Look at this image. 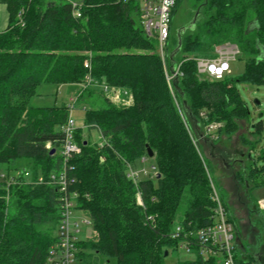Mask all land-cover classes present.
Segmentation results:
<instances>
[{
  "label": "trees",
  "instance_id": "obj_1",
  "mask_svg": "<svg viewBox=\"0 0 264 264\" xmlns=\"http://www.w3.org/2000/svg\"><path fill=\"white\" fill-rule=\"evenodd\" d=\"M0 4L8 13V27L0 34V166L17 172L0 176V264H64L63 192L51 183L62 172L72 208L85 213L91 229L85 241L72 233L69 264H166L169 250L178 249V240L168 237L176 223L195 230L212 222L203 165L210 169L200 144L230 138L239 122H248L236 84H264V0H177L164 63L156 36L144 31L140 0H81L75 8L66 0ZM186 5L189 20L178 23ZM178 41L180 49L171 56ZM224 43L238 48L243 74L217 80L197 74L195 60L213 58L214 48ZM172 67L180 75L167 83ZM42 84L75 86L83 127L100 137L93 146L75 128L79 153L65 163L61 127L69 117L68 103L31 106ZM104 87L122 99L130 95L131 104L114 103ZM211 124L218 126L206 133ZM261 129L258 121L251 136ZM240 140L250 145V158L238 180L258 188L264 167L252 164L251 151L259 139ZM259 158L264 159V148ZM146 159L154 160L153 172L133 181L129 171L143 169ZM239 246L236 240L235 264H254L247 255L242 259ZM191 253L192 261L174 264H218L196 249Z\"/></svg>",
  "mask_w": 264,
  "mask_h": 264
},
{
  "label": "rangeland",
  "instance_id": "obj_2",
  "mask_svg": "<svg viewBox=\"0 0 264 264\" xmlns=\"http://www.w3.org/2000/svg\"><path fill=\"white\" fill-rule=\"evenodd\" d=\"M68 2L79 3L81 0H66ZM186 3V2H185ZM187 8V9H186ZM0 9H3L1 16L3 17V26L7 24V12L5 6L0 4ZM189 11L188 5L181 7L178 17L179 23H185L189 20L187 12ZM177 23V24H178ZM176 22L175 26L178 28ZM182 25V24H181ZM174 28V26H173ZM230 74L232 76H241L244 72V62L241 59H235L229 62ZM239 97L245 103L249 117L248 122H239L238 131L230 138L221 136L215 139L214 142L209 144L201 143L200 152L206 159V163L209 165V175L212 183L219 196L222 197L225 204L227 215L230 217L232 224H234L237 237L239 239V245L243 250L242 259L251 258L254 264H264V211L256 206V203L264 201V185L255 189H250L251 184H244L238 179V174L242 171L238 160L245 161V155L250 145H245L240 140L242 137H246L251 141V144L256 138L259 140L255 142L254 149L251 151V159L254 161L256 167H264V159L259 158V150L264 148V84L248 85V84H236ZM76 91L75 86L61 85L58 87L42 84L37 87L36 96H34L30 104L31 106H61L66 105L70 99L74 98ZM110 92V89L105 91L106 94ZM114 103L122 106H128L131 104L130 95L126 99H122L120 93L109 96ZM90 101V100H87ZM91 101H94L91 99ZM257 102L259 105H257ZM175 105V104H174ZM70 118L74 123V128L82 129L83 135L91 145H97L100 142L99 134L96 130H87L83 127V112L82 104L78 102L75 104V108L69 113ZM258 121L261 122L262 129L252 137V126ZM248 125L250 128L247 132L245 129ZM249 136H248V134ZM213 148L214 158L209 156L211 149ZM242 153V154H241ZM245 153V154H244ZM240 158V159H239ZM154 164L153 159H146L142 163L143 169L147 174H151V169ZM226 164L227 167H224ZM14 177L17 172L14 170H8L5 165L0 166V176ZM139 177H142L141 175ZM264 182V174L261 177ZM249 187V188H246ZM87 221V216L83 211L72 208L70 211V223L73 225L77 223L78 232L76 233L77 239L85 241L90 239L91 229L90 226L82 224V221ZM239 246V247H240ZM88 253L89 251H85ZM194 254L186 252L184 249L178 248L176 250H169L168 256L165 258L166 264H174L177 262H188L194 259ZM257 262V263H256ZM98 264H114L112 260L107 263L102 260H98Z\"/></svg>",
  "mask_w": 264,
  "mask_h": 264
},
{
  "label": "built area",
  "instance_id": "obj_3",
  "mask_svg": "<svg viewBox=\"0 0 264 264\" xmlns=\"http://www.w3.org/2000/svg\"><path fill=\"white\" fill-rule=\"evenodd\" d=\"M177 0H140L141 6V20L146 35H155L157 39V52L164 63L166 54V47L169 37V29L171 24V11L175 6ZM73 8L76 7V3L71 2ZM75 17H79L78 11L75 9L73 12ZM215 56L210 59L198 58L196 62V72L200 75H206L215 80L221 79L224 75L230 73L229 62L235 60L239 56L238 48L230 43H224L214 48ZM84 67L88 68V64L85 62ZM178 68L175 69L172 75L165 74L167 83L171 82L176 76H179ZM91 84V79L86 78V85ZM104 90L108 89L104 87ZM117 92L110 89L109 96L116 94ZM77 94L73 99L68 102L67 108L69 113L75 108V104L78 100ZM218 125L211 124L206 128V133L213 131ZM74 123L69 117L65 124L61 127V132L64 135V143L61 151V156L64 157V163L66 157L70 154L79 153V148L73 142L74 136ZM48 147V146H47ZM204 164V163H203ZM204 170L208 176L210 183V199L213 206L212 222L205 227H201L195 230L184 227L183 224L176 223L173 229L169 232L168 237L178 240V248L184 249L186 252H193L196 249L199 255L203 257L212 256L217 258L218 264H235L234 250L237 240L236 232L232 223L228 221L227 210L224 207L218 192L216 191L214 184L208 173L206 165H203ZM141 174H146L145 169L130 170L128 177L133 181L139 178ZM41 181V179H39ZM56 183L59 190L63 192V198L61 203V219L59 224L60 242L59 247L63 249L64 264H69L71 259L70 254V241L74 240L72 233L78 232L77 223L74 222L70 226V211L73 207L72 201L67 195V181L65 174L61 175L55 180L51 178V183ZM139 204L140 201L138 199ZM258 207L264 210V201L257 203ZM149 222L151 219L147 217ZM82 224H89L88 219L83 220Z\"/></svg>",
  "mask_w": 264,
  "mask_h": 264
},
{
  "label": "water",
  "instance_id": "obj_4",
  "mask_svg": "<svg viewBox=\"0 0 264 264\" xmlns=\"http://www.w3.org/2000/svg\"><path fill=\"white\" fill-rule=\"evenodd\" d=\"M195 17H196V15L193 17V21H194ZM193 21L190 23L189 26H191V25L193 24ZM187 26H188V25H187ZM185 28H186V26L180 28V30L183 31ZM179 49H180V41H178L177 47H176V48L174 49V51L172 52L171 56H172L174 53L178 52ZM174 71H175V69H174V67H172V69H171V71H170L171 75L174 73ZM257 105H259L258 102H257ZM253 127H254V125L252 126V128H253ZM53 152H54L53 150L50 151L51 154H52ZM146 152H147L148 157H152L153 154H152V152L150 151V149H149L148 147H146ZM210 156H211V157H214V154L211 152ZM247 157L250 158V155L248 154ZM252 164H254V161H253V160H252ZM237 241H238V239H237ZM164 256H167V251L164 252Z\"/></svg>",
  "mask_w": 264,
  "mask_h": 264
},
{
  "label": "crops",
  "instance_id": "obj_5",
  "mask_svg": "<svg viewBox=\"0 0 264 264\" xmlns=\"http://www.w3.org/2000/svg\"><path fill=\"white\" fill-rule=\"evenodd\" d=\"M2 5H4V4H2ZM5 6V5H4ZM5 9H6V6H5ZM6 12H7V9H6ZM1 13H3V9L1 10L0 9V34L1 33H3L6 29H7V27H8V20H7V24H4V26H3V17L1 16ZM7 19H8V13H7ZM71 86V85H70ZM242 122V121H241ZM249 127H250V125H248L245 129H247V132H248V130H249ZM246 132V133H247ZM248 153L249 152H246V155H245V161H243V160H238V158L236 159L237 160V162H239V164H240V167H242V169L244 168V166H245V164H246V160H247V158H246V156L248 155ZM242 154V153H241ZM245 154V153H244ZM240 159V158H239ZM263 185H264V183H263ZM262 185V186H263ZM261 187V186H260ZM246 188H249V187H246ZM238 239V238H237ZM238 243H239V239H238V241H237Z\"/></svg>",
  "mask_w": 264,
  "mask_h": 264
},
{
  "label": "flooded vegetation",
  "instance_id": "obj_6",
  "mask_svg": "<svg viewBox=\"0 0 264 264\" xmlns=\"http://www.w3.org/2000/svg\"><path fill=\"white\" fill-rule=\"evenodd\" d=\"M224 165V167H227V165L226 164H223Z\"/></svg>",
  "mask_w": 264,
  "mask_h": 264
}]
</instances>
